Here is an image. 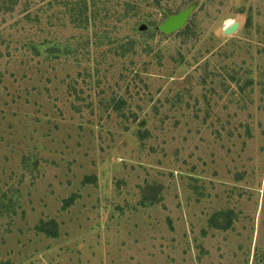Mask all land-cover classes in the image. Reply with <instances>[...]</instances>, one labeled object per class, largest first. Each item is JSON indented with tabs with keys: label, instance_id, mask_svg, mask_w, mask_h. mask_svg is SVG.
<instances>
[{
	"label": "rangeland",
	"instance_id": "1",
	"mask_svg": "<svg viewBox=\"0 0 264 264\" xmlns=\"http://www.w3.org/2000/svg\"><path fill=\"white\" fill-rule=\"evenodd\" d=\"M47 1L0 11V264H264V0Z\"/></svg>",
	"mask_w": 264,
	"mask_h": 264
},
{
	"label": "trees",
	"instance_id": "2",
	"mask_svg": "<svg viewBox=\"0 0 264 264\" xmlns=\"http://www.w3.org/2000/svg\"><path fill=\"white\" fill-rule=\"evenodd\" d=\"M52 1L58 5H61L64 8L65 12L70 14L73 22H75L76 24H81L84 21H88L89 18H92L93 20L96 11L98 10V3L96 4L95 0H52ZM153 1L154 4L159 3V0H153ZM14 2L15 0H0V11L4 10L2 9V6L9 4V7H12ZM47 2L50 4L51 0H48ZM127 6H129V4L125 6V9ZM96 8L97 10H95ZM72 199H73L72 196L66 199L65 201L66 204L71 203ZM228 214H229L228 212H219V215L223 218V221L219 225L215 224L214 226H217L219 228H227L230 225V217ZM36 228L39 231L47 234L48 236L51 237L57 236V224L53 219H50L48 221L41 220L36 226Z\"/></svg>",
	"mask_w": 264,
	"mask_h": 264
},
{
	"label": "water",
	"instance_id": "3",
	"mask_svg": "<svg viewBox=\"0 0 264 264\" xmlns=\"http://www.w3.org/2000/svg\"><path fill=\"white\" fill-rule=\"evenodd\" d=\"M195 6H196V3H191L185 9L180 10L175 14H167L165 11H163L166 18L158 26L159 31L163 33H171V32L179 30L185 24L189 14L195 8ZM237 27H238V22L233 21L226 27H223L222 32L224 34H230L234 32L237 29ZM58 50L59 48L54 47V46H49L46 48V52L48 53H54Z\"/></svg>",
	"mask_w": 264,
	"mask_h": 264
},
{
	"label": "bare ground",
	"instance_id": "4",
	"mask_svg": "<svg viewBox=\"0 0 264 264\" xmlns=\"http://www.w3.org/2000/svg\"><path fill=\"white\" fill-rule=\"evenodd\" d=\"M233 22V21H232ZM227 26V25H226ZM226 26H224V27H226Z\"/></svg>",
	"mask_w": 264,
	"mask_h": 264
}]
</instances>
